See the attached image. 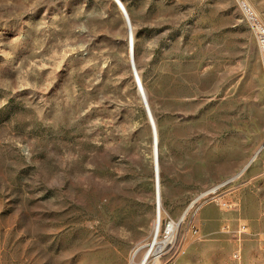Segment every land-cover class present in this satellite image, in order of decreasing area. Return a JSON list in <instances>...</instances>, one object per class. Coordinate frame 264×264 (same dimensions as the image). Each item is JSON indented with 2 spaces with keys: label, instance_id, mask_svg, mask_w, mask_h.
Wrapping results in <instances>:
<instances>
[{
  "label": "rangeland",
  "instance_id": "obj_1",
  "mask_svg": "<svg viewBox=\"0 0 264 264\" xmlns=\"http://www.w3.org/2000/svg\"><path fill=\"white\" fill-rule=\"evenodd\" d=\"M121 1L0 0V264H264V0Z\"/></svg>",
  "mask_w": 264,
  "mask_h": 264
},
{
  "label": "bare ground",
  "instance_id": "obj_2",
  "mask_svg": "<svg viewBox=\"0 0 264 264\" xmlns=\"http://www.w3.org/2000/svg\"><path fill=\"white\" fill-rule=\"evenodd\" d=\"M114 1L116 2V4L119 6V8L121 9V11L123 13V16H124V19H125V23H126V26H127V29H128V39H129V41H132L133 60H134V31H133V24H132V21H131V17L129 15L125 5L123 4V2L121 0H114ZM137 78H139V80H140L139 75H138ZM142 92H143V96L145 98L146 104L148 106V110H149L150 116H151L152 121L154 123V128L153 129L155 131V139H156V141H154L155 142V146H154L153 150H154V168H155L154 174H155L156 200H157V203H158V210H157L158 212H157L156 221H155V225H156V228H157V227H160V222H161V180H160L161 176H160V155H159V145H158V133H157L156 123L154 121L151 109L149 107L148 97H147L146 91H145L143 86H142ZM254 159H255V157L251 158V160L247 163V165L245 167L247 168L254 161ZM240 174H242V173H239V174L235 175L230 180H233V179L237 178ZM222 185L223 184H220L217 187H215L214 189H216V188H218V187H220ZM214 189H213V192H214ZM200 198H202V196L197 197L194 202L198 201ZM158 215H159V217H158ZM173 224L174 223H172L171 226H170V227H172V229H173ZM163 242H165V241H159L158 240V233H157L156 236L154 237V239L148 244V248H147L146 252L144 253V255L142 256L141 261L138 262V263L136 261L137 254L139 253V250L141 248L140 247V248H138L137 250H135L132 253L131 258H130V264H149V261H150V259L153 256L154 257L156 256V259H158L160 257V255L162 254L164 248H165V244H162Z\"/></svg>",
  "mask_w": 264,
  "mask_h": 264
},
{
  "label": "built area",
  "instance_id": "obj_3",
  "mask_svg": "<svg viewBox=\"0 0 264 264\" xmlns=\"http://www.w3.org/2000/svg\"><path fill=\"white\" fill-rule=\"evenodd\" d=\"M241 7L253 33L255 34L260 50L264 56V23L257 12L246 1H241ZM136 79L137 83L139 84L137 77ZM168 226L170 228L171 224ZM245 230L246 228L243 226V228H241V232H245ZM234 258L237 260L241 259V254L239 251L234 254Z\"/></svg>",
  "mask_w": 264,
  "mask_h": 264
},
{
  "label": "crops",
  "instance_id": "obj_4",
  "mask_svg": "<svg viewBox=\"0 0 264 264\" xmlns=\"http://www.w3.org/2000/svg\"><path fill=\"white\" fill-rule=\"evenodd\" d=\"M260 150V149H259ZM257 153H259V151H257Z\"/></svg>",
  "mask_w": 264,
  "mask_h": 264
},
{
  "label": "water",
  "instance_id": "obj_5",
  "mask_svg": "<svg viewBox=\"0 0 264 264\" xmlns=\"http://www.w3.org/2000/svg\"><path fill=\"white\" fill-rule=\"evenodd\" d=\"M158 217H159V215H158Z\"/></svg>",
  "mask_w": 264,
  "mask_h": 264
}]
</instances>
